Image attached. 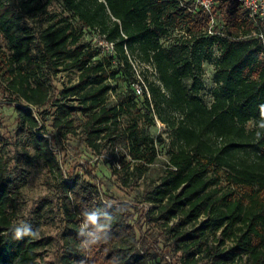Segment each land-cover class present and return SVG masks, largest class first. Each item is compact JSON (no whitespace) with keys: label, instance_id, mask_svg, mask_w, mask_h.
Here are the masks:
<instances>
[{"label":"trees","instance_id":"trees-1","mask_svg":"<svg viewBox=\"0 0 264 264\" xmlns=\"http://www.w3.org/2000/svg\"><path fill=\"white\" fill-rule=\"evenodd\" d=\"M62 3L69 17L36 32L24 21L46 11L47 2L0 0V91L17 103V136L34 152L31 160L43 158L60 171L41 121L52 115L59 136H78L80 146L95 152L104 140L119 162L113 173L132 170L142 177L157 159L154 138L144 126L154 124L156 115L172 129L176 149L160 183L144 199L154 205L145 218L149 225L162 221L176 264H264L261 11L254 13L241 0H216L212 14L194 0ZM85 30L113 42L115 53L98 42H83ZM174 30L180 36L166 45L163 37ZM216 46L220 56L207 103L200 94L202 63L213 59ZM132 58L154 68L155 80L142 72L151 98L133 88ZM45 69L78 72L63 92L72 101L56 100L53 112L40 110L50 100ZM122 79L128 88L119 92L114 82ZM113 91L115 100L109 102ZM6 149L0 123V264H41L42 242L35 235L15 238L19 183ZM63 187L60 264L160 263V253L147 249L149 234H139L128 202L105 204L100 188L80 176ZM93 214L95 225L87 223Z\"/></svg>","mask_w":264,"mask_h":264},{"label":"rangeland","instance_id":"rangeland-1","mask_svg":"<svg viewBox=\"0 0 264 264\" xmlns=\"http://www.w3.org/2000/svg\"><path fill=\"white\" fill-rule=\"evenodd\" d=\"M262 1L264 2V0ZM43 2H47V10L34 17L26 18L24 21V25H29L36 32L46 28L51 22L69 17L64 10L62 0H43ZM180 34V31L174 30L167 37L164 36L162 40L166 45H172ZM99 40L97 33L85 30L83 42L95 41L99 43ZM2 43L4 44L3 41ZM103 55H105L104 52L100 56ZM219 56V48L216 46L214 47L213 59L202 63L200 94L207 103L212 101V90L215 86L213 75L215 63ZM137 60L130 59L132 67L136 65L142 76L145 73L150 81L155 80L154 68ZM43 74V78L50 84L51 90L50 100L40 108L41 111L53 112V104L56 100L61 102L72 101L65 98L63 92L67 86L77 80V71L50 72L45 69ZM114 84H116L119 92L128 88V84L124 79L120 80L119 83L114 82ZM108 100L109 102L115 100V91L109 93ZM16 105V102L10 101L9 94L0 91L1 134L7 146L5 156L10 161L11 171L19 183L18 199L20 207L16 218V226L36 229V240L42 242L39 248L41 264L51 262L60 264V257L64 251L62 196L65 190L63 182H72L73 176H80L83 180L96 184L103 192L102 200L105 204L128 202L135 213L139 234H149L147 249L160 253L159 264H176V256H174L176 250L171 244L172 240L162 235L164 231L162 221L149 225L145 218L147 212L151 211L154 205L144 201V199L160 183L168 166L170 153L176 149L172 129L166 123L162 122L156 115L154 116V124L144 123L145 128L154 138L157 151V159L149 167L147 173L142 177H138L132 174V170H130L121 173L122 177H120L121 175L113 173V166L119 162L110 153L109 144H105L104 140H99L101 148L98 152H95L86 145L80 146L78 136L70 135L68 138H63L51 126L52 115H49L48 119L44 121L41 119V121L42 124L46 122V136L49 138L60 163V171H57L52 170L43 158L35 161L31 160L34 152L29 148L26 149V141L19 139L17 136L19 123L15 110ZM36 114L40 117L38 113ZM28 152H30V155H28ZM37 210H40V216L37 215ZM199 220L204 221L205 217L202 216ZM81 224L85 228L89 227L85 221H81ZM212 237L210 236L211 240ZM178 254L180 253L178 252ZM242 262L245 263L246 259Z\"/></svg>","mask_w":264,"mask_h":264},{"label":"built area","instance_id":"built-area-1","mask_svg":"<svg viewBox=\"0 0 264 264\" xmlns=\"http://www.w3.org/2000/svg\"><path fill=\"white\" fill-rule=\"evenodd\" d=\"M244 4L252 9V11L261 13L264 15V2L262 0H241ZM196 7H201L203 10L213 13L216 5V0H194ZM99 45L103 47V49L110 53H115L116 48L113 42H108L106 40H99ZM150 67V66H147ZM152 69V68H151ZM133 70H135L136 81L133 84V88L138 95H147L151 98V93L148 87V84L144 80L141 72L137 68L136 65L133 66Z\"/></svg>","mask_w":264,"mask_h":264},{"label":"clouds","instance_id":"clouds-1","mask_svg":"<svg viewBox=\"0 0 264 264\" xmlns=\"http://www.w3.org/2000/svg\"><path fill=\"white\" fill-rule=\"evenodd\" d=\"M96 220H97V217L94 214L87 216V223L89 224L95 225ZM31 235H35L32 229L31 230L25 229L24 231H21L19 227L15 228V238L16 239H20L22 236H31ZM92 243H96V241L94 240Z\"/></svg>","mask_w":264,"mask_h":264}]
</instances>
